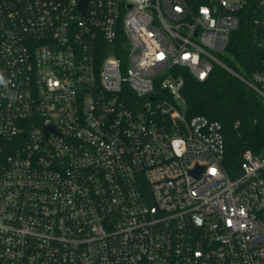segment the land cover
<instances>
[{
    "label": "built area",
    "instance_id": "built-area-1",
    "mask_svg": "<svg viewBox=\"0 0 264 264\" xmlns=\"http://www.w3.org/2000/svg\"><path fill=\"white\" fill-rule=\"evenodd\" d=\"M81 2L0 0V264H264V153L231 175L183 94L221 66L264 99V0Z\"/></svg>",
    "mask_w": 264,
    "mask_h": 264
},
{
    "label": "trees",
    "instance_id": "trees-1",
    "mask_svg": "<svg viewBox=\"0 0 264 264\" xmlns=\"http://www.w3.org/2000/svg\"><path fill=\"white\" fill-rule=\"evenodd\" d=\"M257 30L252 18H242L222 57L227 65L241 73L260 67L263 55L256 47ZM183 94L190 117L201 115L222 124L224 165L231 175L240 172L245 153H264V99L239 78L221 66L204 82L187 72Z\"/></svg>",
    "mask_w": 264,
    "mask_h": 264
},
{
    "label": "water",
    "instance_id": "water-1",
    "mask_svg": "<svg viewBox=\"0 0 264 264\" xmlns=\"http://www.w3.org/2000/svg\"><path fill=\"white\" fill-rule=\"evenodd\" d=\"M87 1L88 0H82V2H81V7H82V9H83L84 12L86 10Z\"/></svg>",
    "mask_w": 264,
    "mask_h": 264
},
{
    "label": "clouds",
    "instance_id": "clouds-1",
    "mask_svg": "<svg viewBox=\"0 0 264 264\" xmlns=\"http://www.w3.org/2000/svg\"><path fill=\"white\" fill-rule=\"evenodd\" d=\"M0 84H6L3 75H0Z\"/></svg>",
    "mask_w": 264,
    "mask_h": 264
}]
</instances>
